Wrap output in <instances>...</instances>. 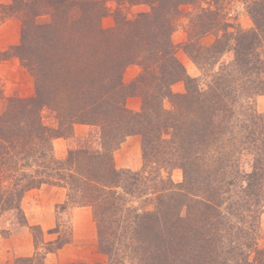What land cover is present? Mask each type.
Masks as SVG:
<instances>
[{
	"label": "trees",
	"instance_id": "trees-1",
	"mask_svg": "<svg viewBox=\"0 0 264 264\" xmlns=\"http://www.w3.org/2000/svg\"><path fill=\"white\" fill-rule=\"evenodd\" d=\"M242 2L249 28L229 21L227 0L3 5V18L20 21V39L0 50V62L18 58L34 93L5 97L0 84V214L15 211L26 224L25 193L57 186L66 189L68 202L91 207L98 249L107 256L97 264H264L254 238L264 209V113L253 103L264 95V0ZM135 4L148 10L129 16ZM184 6L190 8L185 50L203 72L233 53L205 89L175 54L172 33ZM107 14L114 18L109 28L102 26ZM206 35L214 36L209 45L200 42ZM131 64L140 72L127 86L123 73ZM180 80L186 92L173 93ZM130 96L140 97V111L127 108ZM166 99L171 109L163 106ZM45 109L53 124L43 120ZM76 124L99 128V148L55 157L53 139L70 135ZM134 134L141 137L143 168L129 172L115 166L113 152ZM245 154L249 171L241 168ZM175 167L183 176L177 183L159 172ZM125 195L145 196L146 206L129 204ZM29 229H38L45 250L15 264H44L47 253L69 242L44 241L37 225Z\"/></svg>",
	"mask_w": 264,
	"mask_h": 264
},
{
	"label": "rangeland",
	"instance_id": "rangeland-1",
	"mask_svg": "<svg viewBox=\"0 0 264 264\" xmlns=\"http://www.w3.org/2000/svg\"><path fill=\"white\" fill-rule=\"evenodd\" d=\"M10 1L11 0H0V50L2 51H6L10 46L18 44L20 39V21L14 16L3 18L1 13V7L8 4ZM108 6L113 7V3L108 2ZM182 9L183 15L179 19V24L175 31L172 33V41L176 46L175 54L183 65L187 75L197 80L200 89H205L207 88V84L211 83L213 79L210 74L218 70L221 65L229 63L233 58V53L232 51L224 52L219 57L218 61L213 64L214 67L211 65V67L206 68V71L203 72L185 50V43L188 37L187 24L189 15L187 12L190 11V8L184 6ZM147 10L148 5L135 4L128 9V12L129 16H134L138 12ZM227 11L229 21L233 23V25H239L242 28H249L252 26V21L242 0H227ZM113 25L114 18L111 14H107L102 18L103 27L109 28ZM213 41V35H206L200 39L203 45H209ZM139 72L140 67L138 65L131 64L127 66L123 73L125 85H130ZM0 84L5 97L14 95L30 97L34 93L33 78L16 57H10L0 62ZM171 90L173 93H185V82L183 80L175 82ZM253 103L257 112L264 113V95L256 96ZM126 106L134 112L140 111V97H128L126 99ZM163 106L166 109H171V104L167 99L164 100ZM42 116L47 124H53V116L49 110L45 109L42 112ZM99 136L100 132L98 127L87 124H76L70 135L53 139V153L57 158H64L69 149L79 148L81 146L97 149L100 146ZM250 158V155L245 154L241 162V168L246 171L250 170ZM113 159L115 166L119 169H126L129 172L141 171L143 168L141 137L137 134L126 137L120 146L113 152ZM152 171L158 173V169H152ZM159 172L164 179L171 180L174 183L180 182L183 178L182 170L178 167L160 169ZM228 194L233 195L231 193ZM228 194L222 196L225 202L228 201ZM125 196L129 199L128 203L131 205L137 207L146 206L147 201L144 200L145 196L138 197L135 195L134 199H131L130 195ZM20 206L24 213L26 224L18 219L19 215L17 216L15 211L10 210L0 214V240L4 241V245H2L4 249L0 247V262L2 259V261L5 262H1L0 264H15L17 257L30 256L36 251L40 253L44 252L45 246L35 237H39L38 229L34 231L29 229V226L33 225H37L41 229L44 241H47L50 237L55 239L59 236L62 240H69V242L62 247L69 244H76L79 246L77 250L81 257L88 260V264H97L107 260V256L98 249L96 224L93 219L91 207L77 206L68 202L66 189L50 185H42L37 189H31L23 196ZM224 207L225 203L222 204L223 213L225 212ZM47 221L50 222L49 225ZM51 229H57V232L48 233ZM255 233L254 238L256 247L264 249V209L259 216ZM74 234L79 235L80 241L77 240V242H73ZM47 254L43 260L44 264H46L45 258L48 256ZM252 255L253 254H250L251 258L253 257ZM78 263L85 264L78 260L60 264Z\"/></svg>",
	"mask_w": 264,
	"mask_h": 264
},
{
	"label": "crops",
	"instance_id": "crops-1",
	"mask_svg": "<svg viewBox=\"0 0 264 264\" xmlns=\"http://www.w3.org/2000/svg\"><path fill=\"white\" fill-rule=\"evenodd\" d=\"M48 221H47V224L49 225L50 222H48ZM49 235H51V234H49ZM51 239L52 238L50 237V239H48V240H51ZM73 239H74V241H73L74 243L77 242V240L80 241L79 235H77V234L73 235ZM2 245H4V241L0 240V247L2 249H4V247ZM77 249H79V246H77L76 244H69L67 246L61 247L56 252H51V253L47 254L48 256L45 258L46 264H60V263H64V262L70 263L71 261H76V260H78L79 262H82V263L84 262L85 264H88V260L81 257V255ZM2 260H1V262L5 263ZM78 264H80V263H78Z\"/></svg>",
	"mask_w": 264,
	"mask_h": 264
}]
</instances>
